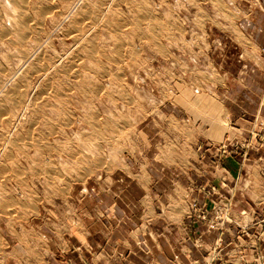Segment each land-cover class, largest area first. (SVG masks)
Wrapping results in <instances>:
<instances>
[{"label": "rangeland", "instance_id": "rangeland-1", "mask_svg": "<svg viewBox=\"0 0 264 264\" xmlns=\"http://www.w3.org/2000/svg\"><path fill=\"white\" fill-rule=\"evenodd\" d=\"M262 74L264 0H0V264H46L48 233H69L78 218L86 230L115 232L127 205L117 203L113 216L114 193L125 195L131 168L183 132L172 127L188 121L182 103L189 108L200 95L205 114L210 106L211 116H228L234 109L213 99L251 104ZM227 87L236 93H217ZM228 136L219 145L199 142V161H243L248 146ZM238 179L224 196L198 187L216 202L191 201L185 212L208 230L239 228ZM101 238L86 236L90 244ZM220 243L211 264L222 258ZM152 244L142 245L149 256Z\"/></svg>", "mask_w": 264, "mask_h": 264}, {"label": "crops", "instance_id": "crops-1", "mask_svg": "<svg viewBox=\"0 0 264 264\" xmlns=\"http://www.w3.org/2000/svg\"><path fill=\"white\" fill-rule=\"evenodd\" d=\"M262 76L264 77L263 74ZM262 76L255 75L253 80L255 95L248 96L251 104L235 103L234 100L223 101L220 96L216 101L204 95L213 99L214 103H221V108H225L224 104L230 105L234 111L228 110V116L223 112L211 116L210 106H207L209 110L205 114L206 110L202 109L209 104L195 101V97L200 95L190 97V101H186V104L191 106L189 108L181 102L189 111H185L189 115L188 121L179 123L174 121L172 127L183 132L165 137L162 147L167 148V151L157 150L155 154H149V159L141 168L138 170L131 168L129 171L131 174L126 175L127 179L130 178L124 182L125 195L119 196L114 191L113 216L116 214L117 203L127 205L125 211L119 213V216L125 218L115 232L110 230L109 236L100 230L92 228L86 230L84 221L78 218L79 227L71 232L61 233V236L48 233L46 237L50 239L48 244L45 243L48 248L46 264H57L59 261L60 264H172V262L211 264L210 251L218 239L221 240L220 253L224 262L218 259L212 264H230L227 262L246 264L247 261L264 264V178L261 177L264 174V79L261 81L260 78ZM243 88L247 87L243 85ZM231 89L227 87L226 90L222 89L217 93L219 95L222 92L236 93L234 92L236 90ZM252 106H255L256 110L253 111ZM235 107L239 112H250V117L240 118L241 113L235 114ZM230 121L235 126V131H229ZM220 122L226 124L225 128ZM204 127L208 129H203ZM226 134H229L230 139L243 141V147L248 146L245 149L244 160L240 161V155L237 157L228 155L222 159V167L216 159L210 161L205 155L199 161V154L203 151L199 149V142L219 145L223 143ZM176 140L179 146L172 147L175 145L172 142ZM186 140L188 146H185ZM219 152L216 150L213 155H218ZM240 162L243 163L239 164ZM133 172L140 174L137 176L138 179ZM185 173L193 174L184 175ZM142 174L144 176L139 178ZM235 175H239V179L235 184L237 190L233 219L239 228L226 225L223 231L208 230L206 225L192 217L191 212L190 216L189 212H185L191 201L196 202L198 208L216 202L214 193L208 192L209 196L199 194L198 187L220 188L224 196ZM154 207L158 212L154 211ZM136 208L138 209L135 210ZM250 209L253 210L251 213L245 212L244 215H240L242 211ZM135 215H140L139 220L132 221L137 218ZM124 220L132 221L136 227L135 225L125 227ZM138 221H141V225ZM243 222L245 226H241ZM152 224L157 228H152ZM91 234L99 238L109 236L108 243L112 244L103 245L102 238L99 243L93 241V244H90L86 236ZM197 240L201 242L203 249L197 248ZM150 241L153 243L151 248L154 249L153 256L146 254L142 246L144 242Z\"/></svg>", "mask_w": 264, "mask_h": 264}]
</instances>
